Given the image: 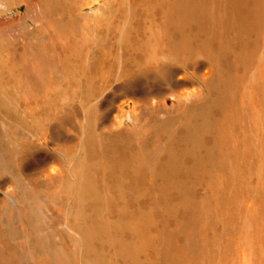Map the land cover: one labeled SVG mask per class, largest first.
I'll return each mask as SVG.
<instances>
[{"label": "rangeland", "instance_id": "374dc122", "mask_svg": "<svg viewBox=\"0 0 264 264\" xmlns=\"http://www.w3.org/2000/svg\"><path fill=\"white\" fill-rule=\"evenodd\" d=\"M0 264H264V0H0Z\"/></svg>", "mask_w": 264, "mask_h": 264}, {"label": "bare ground", "instance_id": "6f19581e", "mask_svg": "<svg viewBox=\"0 0 264 264\" xmlns=\"http://www.w3.org/2000/svg\"><path fill=\"white\" fill-rule=\"evenodd\" d=\"M14 16V15H13ZM188 141V140H187ZM178 152V151H177ZM127 171V170H126ZM148 224V223H147Z\"/></svg>", "mask_w": 264, "mask_h": 264}]
</instances>
